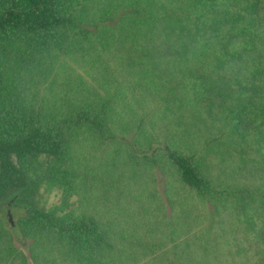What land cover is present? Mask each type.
<instances>
[{
    "label": "trees",
    "instance_id": "1",
    "mask_svg": "<svg viewBox=\"0 0 264 264\" xmlns=\"http://www.w3.org/2000/svg\"><path fill=\"white\" fill-rule=\"evenodd\" d=\"M3 207L0 264H264V0H0Z\"/></svg>",
    "mask_w": 264,
    "mask_h": 264
},
{
    "label": "rangeland",
    "instance_id": "2",
    "mask_svg": "<svg viewBox=\"0 0 264 264\" xmlns=\"http://www.w3.org/2000/svg\"><path fill=\"white\" fill-rule=\"evenodd\" d=\"M195 132L197 133L198 131L195 130ZM198 134H199V132H198ZM205 140H206L205 137L200 138V139L190 138V140L185 144L189 147V150H192L193 152H198L199 161H201V166L203 167V171L207 172L209 177H211L215 181L216 184L220 185V179L224 178L226 180L225 184H231L234 186H241L243 184L242 183L243 181L239 180L238 175L242 176L244 174L247 176L249 174V172H247L246 170H245V172L238 173L239 169H237V171L231 170V173H228L226 170L227 165L232 166V164L237 163L241 166V169H247V170H249L251 166L257 167V165H254L252 163V160H250L248 157L247 158L244 157L243 154L241 155L238 152L230 151L229 150L230 148H228V150L226 151L225 150V149H227L226 145L221 146L220 144H214V145L209 146L208 149L206 150V141ZM244 144H249V143L245 142ZM228 151H230L234 157L230 156V159L226 160L222 156H223L224 152H228ZM242 160H244V161H242ZM136 174L140 175L141 180H147V179L151 178V176H153V175H154V178L156 180H159V181L164 180V178L162 179L163 175L159 171H154L152 173L153 175H150L148 173L145 174L142 172H136ZM172 175H173V177H175L174 174H172ZM128 176L129 175H127V176L122 175L121 178H126ZM150 180L148 182H150ZM155 182L156 181H154V183ZM162 190H163V188H162ZM42 193H43V196L41 198V204L47 208L52 207L54 204H57L60 201L61 194H59L57 192L48 193L46 191V188H43ZM73 201L74 202L77 201V198L73 199L72 202ZM76 207L77 206L75 205V206H72L70 209L69 208L68 209L71 210V209L76 208ZM8 211L9 210L6 207H3L2 209H0V229L5 227L6 230L10 231L11 225L8 222V218H7ZM19 217H20V215H18L16 217L13 215L14 222H16ZM254 225L255 224H253L252 226H254ZM10 233H11V231H10ZM15 240H16L15 245L20 250V252L26 251V253L28 254V251L26 250L28 242L25 239H23L21 236L17 237V235L15 236ZM25 246H26V248H25ZM30 264H34V263L30 260Z\"/></svg>",
    "mask_w": 264,
    "mask_h": 264
},
{
    "label": "water",
    "instance_id": "3",
    "mask_svg": "<svg viewBox=\"0 0 264 264\" xmlns=\"http://www.w3.org/2000/svg\"><path fill=\"white\" fill-rule=\"evenodd\" d=\"M7 216H8L9 222L12 223V224H14V222H13V216H12L11 211H8Z\"/></svg>",
    "mask_w": 264,
    "mask_h": 264
}]
</instances>
